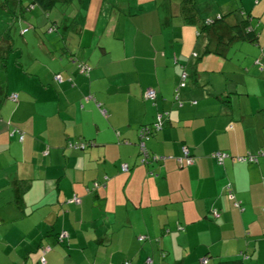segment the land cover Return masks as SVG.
I'll list each match as a JSON object with an SVG mask.
<instances>
[{"label":"crops","instance_id":"obj_1","mask_svg":"<svg viewBox=\"0 0 264 264\" xmlns=\"http://www.w3.org/2000/svg\"><path fill=\"white\" fill-rule=\"evenodd\" d=\"M180 1L55 4L48 16L59 28L46 61L0 65V264H38L41 243L50 246L44 264H264V68L256 63L264 61V0L203 1L199 17L228 14L199 33ZM245 13L256 40H226L227 25ZM32 15L34 27L47 25L39 9ZM182 70L189 81L176 94ZM146 87L153 100L143 98ZM159 113L161 127L143 143L149 155L169 157L138 163V127ZM182 145L192 162L178 165ZM213 149L263 153L217 162ZM104 175V185L86 190ZM72 194L78 203L65 200ZM59 230L67 234L56 242Z\"/></svg>","mask_w":264,"mask_h":264},{"label":"trees","instance_id":"obj_2","mask_svg":"<svg viewBox=\"0 0 264 264\" xmlns=\"http://www.w3.org/2000/svg\"><path fill=\"white\" fill-rule=\"evenodd\" d=\"M67 2H69V0H26L25 3L23 2V0H0V8L4 9V10H7L9 12V15H10V20H9V22L7 24L8 26L6 28H4L3 30L2 29L0 30L1 31L0 32V65H1V67H3L4 64L6 63V59L8 57V54L10 53V50H12L14 48L12 34L9 31L10 27L13 26L15 20L18 18V16L20 17L22 15V13L24 12L25 9H29V8H32L34 6L37 7L40 10V12L43 13L46 16V18H47V25H46V27L48 28L47 32H53V31L57 32L58 28H59L58 27L59 26L58 21L56 19H53L52 17L48 16V10L52 6H54L56 3H67ZM179 4H180L181 11L183 13V20L186 21V22H189V23L190 22H196L198 24L199 28L196 30V33H199V31H201V30H204L206 32V31L212 29L214 24H216L217 22H220L219 20H223L224 16L228 14V13H226V14H216L213 17L203 18V17H199L198 16L194 0H181L179 2ZM4 17L5 16L2 14L1 24H2V22H4ZM48 17H49V19H48ZM249 19H250L249 18V14L245 13L243 15V17L241 19H239L237 22L227 25L228 28L230 29V34L226 36V40H231V39H234V38H240V39L247 40L249 42L255 41L256 38H257L256 32H255V30H253V28H252V26H251V24L249 22ZM27 30H28L27 27H24L23 30L21 28H19V32L18 33L19 34H24V32H26ZM216 46H218V45L216 44ZM62 50H63V47H62ZM217 50H219V49L217 48ZM204 51H209V48L205 47ZM190 54L193 55V56H196V53L193 52V51H191ZM256 60H258L256 63H258L259 68L263 69L264 68V61H261L258 58ZM81 62L89 66V64L86 63L84 60L79 59L76 62L77 71L79 73H82V74H87L89 69H90V66H89L88 70H84L83 72L82 71L80 72L79 71V65H80ZM183 71L185 72L186 76H185L183 84L180 85V86H183L185 84V82L187 80L186 77L188 76V73L185 70H183ZM56 73H59V72H54L53 75H52L53 78H54V74H56ZM61 80H62V77H61ZM57 82H59V81H57ZM180 86H176V92H177L178 87H180ZM13 93H15V97H12ZM86 95H88V98H92L94 100L95 105H96V107L98 108L99 111H100L101 108H103L101 103L99 101L95 100L94 97H92V95H90L89 93L84 94L82 96L83 99H84V96H86ZM6 96L9 99H11V100H16L17 93L12 91V92H9ZM84 100H86V99H84ZM191 102H195V100L192 99ZM104 111H105L104 113H102L101 111L100 112L102 114L106 115V110L104 109ZM142 125H147V124L139 125L138 129ZM12 131H16L17 133H19L18 137L22 136V134L20 133V129L19 128H16V127L15 128H11L10 132H12ZM87 140H88V143L85 146L83 145L80 148H84L88 144L91 143L90 139H87ZM78 141H80V140H78ZM78 141H67L66 142V146H73V145H69L68 143L77 144V143H79ZM137 144H138V142H137ZM73 147H75V146H73ZM213 150H215V149H213ZM146 152H147V150H146ZM188 152H189V149H188ZM181 153L179 155H175L174 156V159L176 160L177 164L178 165L189 164V163H187L185 161V157H181V161L180 162L177 160V157L180 156ZM189 154H191V153H189ZM138 155H139L138 158H137L138 159V163H142V164L147 162L149 159L150 160H161L163 158L169 157V155H161V154H150L149 155L147 153L146 160L140 161L139 157L141 156V154H140L139 151H138ZM153 155H155V156L157 155L158 158L157 157L155 158V156H153ZM209 155L211 156V151L209 152ZM228 156H230L233 159H236L235 158L236 155L228 154L225 157H228ZM211 157L214 158L213 156H211ZM214 159L217 162H221L224 159V157L222 158L221 161H218L216 158H214ZM243 161H246V160H243ZM122 163H125L127 165V169L126 170H121L120 169L121 163H119V169L121 171H127L129 169L128 164L126 162H122ZM106 177H107V175H104L103 176V180L100 181V182H98L96 180L92 181L90 183V186L86 187V190L89 189V191H90V190L94 189L95 187H97L99 185H104V179ZM93 182H94V185H93ZM72 195H76V194H72ZM71 196H69L68 198H70ZM77 197L79 198V196H77ZM78 202H76V203H78ZM73 203H75V202H73ZM178 228H182V227L178 226ZM60 231L61 230H59L58 232H56L54 234V239H55L56 242H61L65 238V236L67 234V232L65 230H62V231H64V234L60 237L59 236V232ZM139 237L141 238L142 236L140 235ZM49 248H50V246L48 244H42V243L38 244V246H37L38 264H44L45 263L44 254H45L46 250L49 249ZM202 259H204V260H202ZM206 259H207L206 256H202V257L199 258V260L202 261V262L206 261ZM124 260L129 261L128 259H123L120 264H122ZM147 260H149V259L147 258ZM239 260H240L239 258L219 260L218 264H240ZM129 263L131 264L130 261H129Z\"/></svg>","mask_w":264,"mask_h":264},{"label":"rangeland","instance_id":"obj_3","mask_svg":"<svg viewBox=\"0 0 264 264\" xmlns=\"http://www.w3.org/2000/svg\"><path fill=\"white\" fill-rule=\"evenodd\" d=\"M203 1L206 3L208 0H197L195 1V6L199 10V12L207 11V7L203 5ZM25 3L26 0H23ZM59 6L66 5L65 3H56ZM209 4V3H208ZM53 6V9H55ZM2 11V12H1ZM37 12L38 9L35 7L34 9H25L23 14V17H19L15 20L13 26L10 27V32L12 34L13 38V46L14 48L10 50V53L8 54V59L11 61L21 60V59H29L33 56H36L37 58L41 59L43 62H45V58L47 57L43 52H47V48H51L53 44L56 43L55 37L58 32H47L46 24L44 27H34V21L32 18V12ZM240 11V9H238ZM241 12V11H240ZM2 14L4 17V22L0 25V30L6 28L8 25V22L10 20V15L7 10L0 8V19L2 17ZM204 16V15H203ZM51 17V15H50ZM59 18V17H58ZM49 19V17H48ZM1 23V22H0ZM27 27L29 30L25 32L24 34H19V28L20 27ZM46 28V29H45ZM61 29V28H60ZM59 29V31H60ZM1 32V31H0ZM32 33L33 36H32ZM35 35V36H34ZM39 44V48L38 47ZM43 51V52H42ZM17 55V56H16ZM57 57V55L55 54ZM233 56V54L231 55ZM14 59V60H13ZM234 60V59H232ZM55 72V71H54ZM189 76L186 77L187 81H189ZM55 80V79H54ZM56 81V80H55Z\"/></svg>","mask_w":264,"mask_h":264},{"label":"built area","instance_id":"obj_4","mask_svg":"<svg viewBox=\"0 0 264 264\" xmlns=\"http://www.w3.org/2000/svg\"><path fill=\"white\" fill-rule=\"evenodd\" d=\"M24 28H22L23 30ZM258 61V60H256ZM89 69V66L84 64V63H80L79 65V71L83 72L84 70H88ZM185 72L182 70L178 76V83H177V86H180L183 84L184 82V79H185ZM54 79L56 81H60L61 80V75L59 73H56L54 74ZM175 89V92H176V87L174 88ZM177 94V92H176ZM176 94H175V98H176ZM142 96L143 98H146V99H150V100H153L154 97H155V90L154 88L152 87H146L144 88L143 92H142ZM12 97H15V93L12 94ZM88 98V95L84 96V99H87ZM100 111L102 113H104V109L101 108ZM162 125V121H161V113H159L157 115V118L155 121H153L151 127H149L148 125H142L139 129H138V134H139V137L140 139L138 140V148H139V152L141 154V156L139 157L140 161H144L146 160V157H147V152H146V148L144 146V143H143V139L147 138L149 136V134L151 133V130L152 129H158L160 128ZM79 143L77 144H71V143H68L69 145H73L75 147H82L83 145L85 146L87 143H88V140L86 141H78ZM181 155L177 157V160L180 162L181 161V157H185V161L187 163H191L192 162V156L191 154H189L188 152V149L185 145H182L181 146ZM263 153L262 149H258L256 152L254 153H251V152H246L245 154H242V155H236L235 158L238 159V160H246V161H253L256 159V155L257 154H261ZM229 153L225 150H221V149H215L213 151H211V156H213L214 158H216L218 161H221L223 157L227 156ZM155 156V155H153ZM152 156V157H153ZM158 158V156L156 155L155 158ZM120 169L121 170H126L127 169V165L125 163H121L120 165ZM96 184V183H95ZM93 185H94V182H93ZM226 194L229 198H232L233 197V193L231 192V190L228 188L226 190ZM66 201L68 202H78L79 201V198L76 196V195H72L70 198H67ZM236 204V202H235ZM64 234V231H60L59 232V236L61 237L62 235ZM204 260V259H202ZM122 264H130L129 261L127 260H124Z\"/></svg>","mask_w":264,"mask_h":264},{"label":"clouds","instance_id":"obj_5","mask_svg":"<svg viewBox=\"0 0 264 264\" xmlns=\"http://www.w3.org/2000/svg\"><path fill=\"white\" fill-rule=\"evenodd\" d=\"M155 98V97H154Z\"/></svg>","mask_w":264,"mask_h":264}]
</instances>
